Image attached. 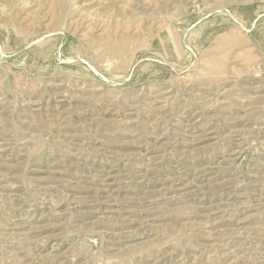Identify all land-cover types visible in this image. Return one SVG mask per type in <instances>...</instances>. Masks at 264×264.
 <instances>
[{
  "label": "rangeland",
  "instance_id": "obj_1",
  "mask_svg": "<svg viewBox=\"0 0 264 264\" xmlns=\"http://www.w3.org/2000/svg\"><path fill=\"white\" fill-rule=\"evenodd\" d=\"M0 264H264V0H0Z\"/></svg>",
  "mask_w": 264,
  "mask_h": 264
}]
</instances>
